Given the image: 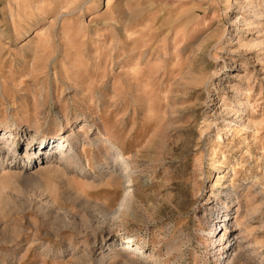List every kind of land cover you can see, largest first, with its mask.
<instances>
[{
  "label": "rangeland",
  "instance_id": "obj_1",
  "mask_svg": "<svg viewBox=\"0 0 264 264\" xmlns=\"http://www.w3.org/2000/svg\"><path fill=\"white\" fill-rule=\"evenodd\" d=\"M29 1L0 0V264H264V0Z\"/></svg>",
  "mask_w": 264,
  "mask_h": 264
},
{
  "label": "bare ground",
  "instance_id": "obj_2",
  "mask_svg": "<svg viewBox=\"0 0 264 264\" xmlns=\"http://www.w3.org/2000/svg\"><path fill=\"white\" fill-rule=\"evenodd\" d=\"M224 2L225 1H228V0H223ZM32 2V0L31 1H29V4ZM28 2H22L21 4H23V5H26ZM37 7V6H36ZM37 8H39V7H37ZM47 7H44L43 9H41V10H44V9H46ZM80 9H83V7L82 6H78V7H76L73 11H71V12H64V11H61L60 13H59V15H58V17L56 18V21L57 20H59L62 16H71V15H75V14H77L78 13V10H80ZM44 11H46V10H44ZM51 12H54V10H50V11H48L47 10V12L46 13H51ZM42 13V12H41ZM66 13V14H65ZM38 18V17H37ZM36 22V21H35ZM55 28V27H54ZM223 39V38H222ZM205 61H206V59H205ZM205 63V62H204ZM66 128V127H65ZM64 128V129H65ZM67 130V129H66ZM5 132H6V135L7 136H10L11 138H13L14 139V137H13V135H12V133H14V129H12V128H7V129H5L4 130ZM106 137V136H105ZM7 138H9V137H7ZM84 138V137H83ZM105 139V138H104ZM0 140H1V138H0ZM45 140V139H44ZM107 140V139H106ZM82 140H81V135L79 134V133H73V134H71V135H66V136H64V139H61L60 138V140H58V141H54V144L52 145V148L51 149H47L46 148V146L44 147V146H42L41 148H37L34 152H32V150H30L29 152H28V149H26V154L24 155V157H28L29 159H31L32 157H34L35 155H37V154H40L41 153V156L44 154V155H46V158H47V162H46V165H47V168H50V169H58L59 167H56V166H54V164L52 163L53 162V160H54V158H55V155H57V152H59L60 151V153L62 154V156L59 158V159H61V160H63V161H65V162H67V163H69L70 161H71V159H73V158H75L76 159V156L77 155H72V156H68L67 157V153L69 152V146L70 145H72L74 148L76 147V146H78L79 145V143L81 142ZM83 141L86 143V142H88V143H91V144H95V145H101V146H104V144L102 145V143L100 142V141H98L97 140V137L96 138H90V139H88V136H85V138L83 139ZM55 143H56V145H55ZM4 144H6L7 145V142H4ZM12 146H13V144L12 143H10L8 146H4V149L2 150V152L4 151L5 153H6V155H9V154H11L12 153V155H14L13 156V159H18V153L16 152V151H14V152H11V148H12ZM111 148V147H110ZM37 150H38V152H37ZM78 151V150H77ZM29 154V155H28ZM30 156V157H29ZM40 156V157H41ZM66 157V158H65ZM117 158V157H116ZM117 159H119V160H125V161H131L130 159H131V157H126V156H122V155H120V156H118V158ZM30 161H32V160H30ZM79 165H77V163H75L74 164V167L75 168H77ZM56 167V168H55ZM115 167V166H114ZM34 170V168L33 167H31V168H29V170L27 169L26 171L28 172V174H30V173H32V171ZM20 173H23V172H20ZM112 172H110V174H111ZM112 175L113 176H111V177H113L114 179H118V180H121L122 179V177H120V176H118V175H115V174H113L112 173ZM220 178H223V177H220ZM124 179V178H123ZM122 179V180H123ZM130 182V181H129ZM229 188V187H228ZM231 188V187H230ZM125 190V189H124ZM224 191V190H223ZM131 192V191H130ZM127 193H128V190H127ZM126 193V194H127ZM128 195V194H127ZM127 200H128V198H126ZM125 199V200H126ZM124 200V201H125ZM126 200V201H127ZM122 204H124V203H122ZM126 204V203H125ZM229 213L228 214H226L225 216H223L224 217V224H222V222H219V224H218V227H224V230H225V232L224 233H222L223 232V229L219 232V234H217V235H214V237H216V238H214L213 237V234H215V232H210L209 233V235H211V238L210 239H214V240H210L209 241V243H208V246L209 247H211V249L213 250V252H217L216 253V255H217V261L219 262V263H223L225 260H227L228 258H229V256H227L226 254H227V251L225 250V243L223 242L224 240H225V238H226V236H227V234H226V231H227V229H228V226H229V223H230V219H229ZM204 233V232H203ZM220 235V236H219ZM235 239H238L237 238V236L235 237H233V240L235 241ZM231 244V243H230ZM133 246H134V244H133ZM130 246L128 245V244H123V247H122V249H123V251H124V253H128V248H129ZM144 248H145V246H143ZM143 247H141V246H138V248L139 249H142ZM228 247H230V246H228ZM126 248V249H125ZM131 249V248H130ZM236 250H234L233 252H232V254L235 252ZM237 257H239L240 259H243V257H241V255H238L237 253L235 254ZM105 259V254H103V255H101V257H100V261H102V260H104ZM124 264H143L142 263V260H141V258H139V257H137V256H127L126 255V259H125V261H124Z\"/></svg>",
  "mask_w": 264,
  "mask_h": 264
}]
</instances>
